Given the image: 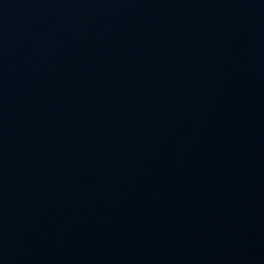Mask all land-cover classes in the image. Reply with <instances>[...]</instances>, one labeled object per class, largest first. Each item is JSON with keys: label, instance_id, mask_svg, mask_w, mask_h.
<instances>
[{"label": "water", "instance_id": "1", "mask_svg": "<svg viewBox=\"0 0 264 264\" xmlns=\"http://www.w3.org/2000/svg\"><path fill=\"white\" fill-rule=\"evenodd\" d=\"M0 264H264V0H0Z\"/></svg>", "mask_w": 264, "mask_h": 264}]
</instances>
